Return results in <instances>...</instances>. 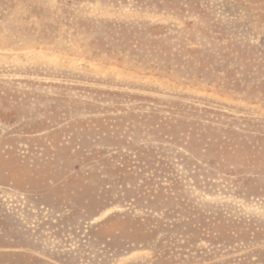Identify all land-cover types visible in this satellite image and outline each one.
Segmentation results:
<instances>
[{"label": "rangeland", "instance_id": "374dc122", "mask_svg": "<svg viewBox=\"0 0 264 264\" xmlns=\"http://www.w3.org/2000/svg\"><path fill=\"white\" fill-rule=\"evenodd\" d=\"M0 264H264V0H0Z\"/></svg>", "mask_w": 264, "mask_h": 264}]
</instances>
